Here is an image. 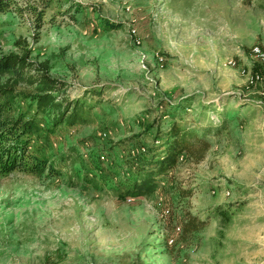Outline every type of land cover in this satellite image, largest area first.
<instances>
[{"label": "rangeland", "instance_id": "rangeland-1", "mask_svg": "<svg viewBox=\"0 0 264 264\" xmlns=\"http://www.w3.org/2000/svg\"><path fill=\"white\" fill-rule=\"evenodd\" d=\"M9 2L0 14V55L31 49V60L48 61L64 84L58 101L93 106L88 120L51 136L37 117L30 150L60 174L0 176V264L264 257V62L251 56L264 51V0ZM254 75L260 79L252 82ZM15 104L35 115L29 100ZM174 121L209 132L206 157L195 163L181 155L155 193L120 199L117 188L135 174L127 162L162 153ZM173 210L206 219L205 238L178 241L181 227L167 226Z\"/></svg>", "mask_w": 264, "mask_h": 264}, {"label": "trees", "instance_id": "trees-1", "mask_svg": "<svg viewBox=\"0 0 264 264\" xmlns=\"http://www.w3.org/2000/svg\"><path fill=\"white\" fill-rule=\"evenodd\" d=\"M10 6L9 0H0V14L8 11ZM17 44L21 45L20 41ZM21 85L34 86L35 92L21 91L19 89ZM63 85L60 80L51 75L48 61L37 63L31 60V49L23 46L20 53L0 55L1 177L8 176L15 171L41 178L46 171L51 176L60 174L48 158L32 152L29 144L32 136L40 130L38 115L45 118L49 136L55 134L64 123L74 125L88 120L93 105L89 104L85 98L68 101L66 104L57 100L56 93ZM92 93L101 94L100 91ZM19 99H27L36 105L34 116H30V113L16 106L15 102ZM191 126L174 121L162 137L164 145L162 153L155 152L150 157L147 154L137 156L135 160L139 162L136 165L134 164L136 162H127L135 174L130 180L119 185L118 197L120 199L139 198L155 193L158 186L157 179L175 168L181 155H185L195 163L201 162L212 147L207 137L209 132L198 133L192 129L194 125ZM221 129L218 128L217 131L221 133ZM219 133L216 132V134ZM183 214L180 217L174 211L171 217L169 216L167 226L176 231L180 226L177 240L191 243L203 230L206 221L190 212Z\"/></svg>", "mask_w": 264, "mask_h": 264}, {"label": "bare ground", "instance_id": "bare-ground-1", "mask_svg": "<svg viewBox=\"0 0 264 264\" xmlns=\"http://www.w3.org/2000/svg\"><path fill=\"white\" fill-rule=\"evenodd\" d=\"M251 56L257 60L264 62V51L260 49L259 47H256L252 50ZM231 63L235 64L234 62H231ZM258 79H260L259 75H254L251 77L252 82H255Z\"/></svg>", "mask_w": 264, "mask_h": 264}, {"label": "crops", "instance_id": "crops-1", "mask_svg": "<svg viewBox=\"0 0 264 264\" xmlns=\"http://www.w3.org/2000/svg\"><path fill=\"white\" fill-rule=\"evenodd\" d=\"M226 191H229L230 192V194L229 195H231V191L230 190H226ZM224 196H226L225 195V193H224ZM229 199H227V200H224V201H221V202H224V203H229ZM231 213V212H230ZM225 214H228V213H225ZM203 220H205L206 221V223H207V220L206 219H203ZM205 226H206V224H205ZM205 226H204V228H203V230L198 234L199 236H203L204 237V235H203V231L205 230ZM205 238V237H204ZM214 240H216V236H214ZM252 264H264V257H262V256H260L257 260H255L254 261V263H252Z\"/></svg>", "mask_w": 264, "mask_h": 264}]
</instances>
